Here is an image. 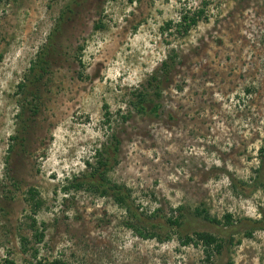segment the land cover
<instances>
[{
	"label": "rangeland",
	"instance_id": "374dc122",
	"mask_svg": "<svg viewBox=\"0 0 264 264\" xmlns=\"http://www.w3.org/2000/svg\"><path fill=\"white\" fill-rule=\"evenodd\" d=\"M204 3L206 19L186 36L162 33ZM49 35L37 113L29 104L21 113L17 85ZM171 50L182 64L159 116L135 113L132 95ZM112 135L118 162L108 178L130 189L138 212L163 224L183 207L181 231H160L168 241L137 237L109 197L63 191ZM263 138L264 0H0V264H264V223L243 236L264 220V191H232L233 180L255 177ZM30 190L43 204L35 214ZM196 208L233 225L194 218ZM30 218L43 230L38 245ZM193 232L233 243L207 259L200 243L181 245Z\"/></svg>",
	"mask_w": 264,
	"mask_h": 264
},
{
	"label": "trees",
	"instance_id": "16d2710c",
	"mask_svg": "<svg viewBox=\"0 0 264 264\" xmlns=\"http://www.w3.org/2000/svg\"><path fill=\"white\" fill-rule=\"evenodd\" d=\"M207 4L204 3L203 7L194 11H184L181 13L178 22L173 21L165 22L164 26L161 28L163 34H167L170 30L175 31L180 36H186L189 31L197 26V24L205 18V9ZM53 39L49 35V44L43 46L35 55V58L31 61L28 68V72L23 76L21 82L17 85L16 96H18V102L21 109V113L31 111L33 115L37 113V110L32 106V100L36 99L37 95V83L41 80L42 74L45 73L46 65L48 64V58L50 56L49 48L52 47ZM49 47V48H48ZM182 62L180 55L171 50L165 59L160 63L159 67L145 80L141 90H136V93L132 95L133 100L130 101V105L133 107L135 113L147 117L157 118L159 116L160 105L159 102L163 96L164 89L166 85H170L173 77V73L176 71V67ZM247 91V90H246ZM249 93V91H247ZM28 99L30 101H28ZM32 106V108H29ZM21 115V114H20ZM126 115V116H125ZM107 118L109 116L108 112L104 113ZM129 112L122 115V119L126 120L129 118ZM28 120V118H26ZM23 127V126H22ZM17 140L18 137L12 138ZM118 145L119 140L115 135L111 136L110 145L102 144L99 150H96L93 158L95 159L94 164L89 162L86 163V172L78 176H72L69 184L63 188L64 192H70L71 190L75 192L87 191L92 194H97L100 197H109L120 209H123L128 216V221L126 227L130 229L137 237L142 240H156L159 243L169 240V236H163L160 232L163 225H167L169 228L179 229L183 227L187 217L185 213H182L183 207H177L175 210L171 211V214L164 217V223L160 222H150L149 217H145L143 213L138 212V206H134L132 199V194L129 188L125 185H120L112 182L108 178V173L117 165L118 158ZM258 155V168L254 171L255 177L250 178L248 183L232 182V191L236 192L237 189L251 188L252 183L255 188L259 187L264 191V138L263 143L257 151ZM32 200V211L35 214L42 207V202L40 200H33L36 192L30 190ZM173 213H176L174 215ZM190 215L194 218L207 221L214 225H221V221L215 217H211L205 208H196ZM155 217L154 215L152 216ZM151 217V218H152ZM186 217V218H185ZM224 218L226 222L221 226H232L233 221L231 215H225ZM193 220V219H192ZM188 223V222H187ZM264 220L252 221L251 227L243 232V236L250 238L256 230L262 229V224ZM253 226V227H252ZM44 227V224H41ZM29 230L33 233L32 240L36 245L40 244L43 240V230L39 231L36 220L30 218L28 224ZM193 236L185 235L181 236L180 243L182 246L195 245L199 243L203 247V251L206 258L209 259L213 253L219 255L222 250L228 248L233 243V236L230 234L227 239H222L220 236L210 234L207 232H193ZM23 253H28V247L31 240L28 237L22 236L20 238ZM239 243V240L237 241ZM37 250H33V257H36ZM6 264H14L12 261L6 260ZM38 264H42L38 262ZM52 264H58V262H53Z\"/></svg>",
	"mask_w": 264,
	"mask_h": 264
}]
</instances>
